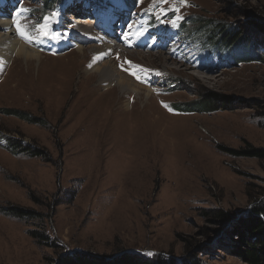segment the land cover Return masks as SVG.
<instances>
[{"label":"rangeland","instance_id":"1","mask_svg":"<svg viewBox=\"0 0 264 264\" xmlns=\"http://www.w3.org/2000/svg\"><path fill=\"white\" fill-rule=\"evenodd\" d=\"M44 2L0 0V10L13 12L6 16L10 42L22 39L39 54L25 61L0 48V56H10L0 64V264H59L77 252L110 264L133 253L155 262L195 255L201 264H245L234 254L230 229L217 236L236 221L219 215L233 218L264 200V160L225 150L264 148V36L251 23H264V0H136L131 34L155 35L150 49L114 47L105 55L122 83L115 73L110 82L102 78L93 62L94 48L106 41L88 36L104 24L92 25V34H81L89 39L73 40L63 54L43 51H63L74 29V36L87 32L69 21H41ZM91 2L70 0L62 13L89 19ZM102 13L114 17L99 10L94 18ZM151 13L157 30L147 26ZM198 17L239 28L258 43L261 59L212 55L206 29L188 28L174 39L163 32L161 24L172 31ZM111 27L122 38L123 22ZM61 31L70 36L53 43ZM207 92L228 101L213 111L172 106ZM8 142L25 150L12 152ZM11 208L31 214L15 216Z\"/></svg>","mask_w":264,"mask_h":264},{"label":"trees","instance_id":"2","mask_svg":"<svg viewBox=\"0 0 264 264\" xmlns=\"http://www.w3.org/2000/svg\"><path fill=\"white\" fill-rule=\"evenodd\" d=\"M135 0H126L127 3L133 4ZM57 0H45V8L42 10V15H46L47 9L52 7L53 3ZM60 2V1H59ZM194 24H188L186 20L182 21L181 27L177 30L183 33V30L197 32L199 30L206 29L208 42L215 45L210 49L212 55H217V57H224L226 59H231V54L234 53L238 58L247 60H258L261 59L262 54L256 51V46H259L256 41L252 38H247L243 36V32L239 31V28L233 27V25L228 22L220 23L216 26L215 20L203 21L198 17L196 22L193 20ZM252 24H256L261 28L258 34L264 36V23L256 22L251 20ZM194 25L196 27H194ZM226 53V54H225ZM243 53L244 55H239ZM228 54V56L225 55ZM227 62V60H224ZM221 63V62H220ZM228 99L225 96L217 95L213 92H207L197 100L190 101L188 103H177L173 104V108L177 107L181 110L187 112H199V111H213L220 109ZM219 105V106H218ZM2 113L7 115H15L19 118L25 119L27 121H34L37 118H32L30 115L24 116L20 111L15 109H3ZM23 115V116H22ZM12 152H23L25 148L18 144L17 142H8L7 146ZM226 152L233 156L245 155L249 157H255L260 160H264V148H254L248 147L242 150L235 149H225ZM30 151V148L26 152ZM33 151V150H31ZM34 155H40L41 152L33 151ZM13 209V208H11ZM30 215L31 212L13 209L12 215L23 216V214ZM220 219L224 222L235 221L233 228H229V241L236 248L234 254L242 260L245 264H264V200H256L254 202L253 208L250 211L237 215L235 217H230L226 213L219 215ZM232 225V224H231ZM231 227V226H230ZM34 234V233H33ZM112 259V258H111ZM119 264H201L200 260L196 258L195 255L191 256L189 259H182L177 262H167L159 260L155 262L150 259H146L136 254L125 255L118 260ZM59 264H110L106 261H102L97 258H91L89 256H83L79 252L74 253L70 257L62 258Z\"/></svg>","mask_w":264,"mask_h":264},{"label":"bare ground","instance_id":"3","mask_svg":"<svg viewBox=\"0 0 264 264\" xmlns=\"http://www.w3.org/2000/svg\"><path fill=\"white\" fill-rule=\"evenodd\" d=\"M2 8V7H1ZM3 10H5V8H3ZM5 16H7V13L4 12H0V48H6V47H10L11 52H14V54L18 57V56H22L24 58L25 61H31L34 58L37 59L39 58V54L37 52V50H35V48L27 47V45L21 41V40H16L15 38H13V41L10 42V36H11V25L9 24V22L7 20H5ZM9 17V16H7ZM85 17V16H84ZM79 16V18H84ZM9 19V18H7ZM10 21V20H9ZM92 21L93 19H84L83 21H79L82 23H87V24H80L79 27L83 30H87V32H81V33H76L75 36L77 35H87V33L92 34ZM85 26V27H83ZM114 28H111L109 25L106 26V29L102 31V35L104 37V39L106 41H108V38H113L114 41L116 42V44L119 45V38L116 32L113 31ZM17 33V32H16ZM100 39L101 38L100 36ZM146 43V42H145ZM115 44V45H116ZM122 45V44H121ZM120 45V46H121ZM122 46H125L126 48H128L127 44H124ZM146 46V45H145ZM114 47L107 44V43H103L102 45L94 48V52L96 53V60L93 61L95 63L99 64V68L102 70V78L109 79L108 82L111 81V75L112 73H115V76H112V79L115 78V82L116 83H122L123 81L126 80V78L124 76H121L116 69L113 67V65L110 63V61H104V57L105 55L111 51V49H113ZM8 56H0V64L5 63L6 60H8L10 58L9 54H7ZM107 56V55H106ZM128 107V106H127ZM121 108V107H120Z\"/></svg>","mask_w":264,"mask_h":264},{"label":"snow or ice","instance_id":"4","mask_svg":"<svg viewBox=\"0 0 264 264\" xmlns=\"http://www.w3.org/2000/svg\"><path fill=\"white\" fill-rule=\"evenodd\" d=\"M25 11H27V9H25ZM45 21H48L49 19H50V17H44L43 18ZM177 19H179V17L177 18ZM41 27V35H43V36H47V33H48V30L43 26V25H41L40 26ZM18 30L20 31V34L22 35V36H25V32L23 31V30H20L19 29V26H18ZM133 75H135V73L133 72L132 73ZM149 255H151V253H149Z\"/></svg>","mask_w":264,"mask_h":264},{"label":"water","instance_id":"5","mask_svg":"<svg viewBox=\"0 0 264 264\" xmlns=\"http://www.w3.org/2000/svg\"><path fill=\"white\" fill-rule=\"evenodd\" d=\"M230 226H231V222H228V224L225 227V229L222 232H219L217 237H220V236L224 235L226 233V231L229 230Z\"/></svg>","mask_w":264,"mask_h":264}]
</instances>
